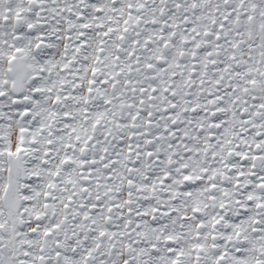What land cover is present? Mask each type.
Returning a JSON list of instances; mask_svg holds the SVG:
<instances>
[{
  "label": "snow or ice",
  "instance_id": "snow-or-ice-1",
  "mask_svg": "<svg viewBox=\"0 0 264 264\" xmlns=\"http://www.w3.org/2000/svg\"><path fill=\"white\" fill-rule=\"evenodd\" d=\"M0 264H264V0H0Z\"/></svg>",
  "mask_w": 264,
  "mask_h": 264
}]
</instances>
